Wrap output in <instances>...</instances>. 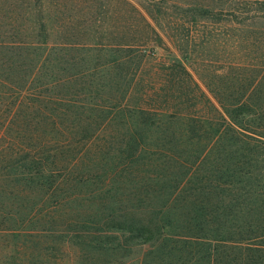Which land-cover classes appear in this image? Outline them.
<instances>
[{
    "label": "rangeland",
    "instance_id": "obj_1",
    "mask_svg": "<svg viewBox=\"0 0 264 264\" xmlns=\"http://www.w3.org/2000/svg\"><path fill=\"white\" fill-rule=\"evenodd\" d=\"M231 2L61 0V15L70 10L73 41L80 45L72 69L61 61L54 75L60 80L53 92L57 100L45 90L38 97L35 89L7 83L4 89L0 82V264H165L158 231L153 242L141 247L147 236L134 239L124 223H152L155 207L167 205L165 224L174 225L163 230L168 249L183 235L185 217L180 212L175 219L173 209L179 213L185 204L178 197L186 195L177 192L168 202L165 179L180 175L187 177L184 185L193 182L185 189L189 203L195 201L188 199L190 190L209 169L222 174L228 168L230 174L250 170L248 142L243 137L238 144L228 141L235 125L219 102L228 98L231 106L234 96H264V21L238 28ZM176 6L192 7L201 16L194 22ZM201 7L213 15L202 18ZM144 17L155 32L144 33ZM145 37L147 43L137 48L142 53L118 49ZM100 41H114L118 49L104 53L100 63L116 64L83 75L80 59L100 54L82 47ZM68 75H73L69 82ZM11 81L25 85L22 77ZM115 99L113 105L120 103L132 118L107 117L106 107ZM140 110L150 112L153 128L150 115L139 116ZM137 142L144 147L138 152ZM163 142L168 152L162 153ZM35 159L46 173L23 179L24 167ZM257 165L264 167L260 160ZM223 189L219 200L203 203L215 208L236 204L245 212L252 206L245 194L250 188L241 190L234 183ZM245 219L241 216L238 223ZM208 235L213 237L212 230Z\"/></svg>",
    "mask_w": 264,
    "mask_h": 264
},
{
    "label": "trees",
    "instance_id": "obj_2",
    "mask_svg": "<svg viewBox=\"0 0 264 264\" xmlns=\"http://www.w3.org/2000/svg\"><path fill=\"white\" fill-rule=\"evenodd\" d=\"M65 3V0H62ZM61 0H0V82H3L4 89L7 83L9 88L17 87L20 90H36L38 97H42L41 92L49 93L52 98L57 100L55 95L56 88L59 87L60 80L54 77L59 72V65L64 61L72 69L75 65V57L73 52L77 50L73 40L75 33L73 23L70 17V10L65 15H61L62 8L65 5ZM232 16L235 18V23L238 28H247L259 21H264V0H232ZM133 8V7H132ZM183 15H190L197 22L198 12L192 7L176 6ZM133 9H136L135 7ZM202 18L212 16L214 11L208 7H201ZM150 18H152L150 16ZM144 33L149 34V31L155 32V28L147 18L144 17ZM147 37L139 39L136 42L122 43L118 49L127 50V53L132 50H138L142 53L138 46L147 43ZM83 45V44H82ZM116 45L114 41H107L96 44H91L90 47H82L86 51L97 52L100 54L98 59H80L82 65L86 67L83 70V75L86 72L99 71L100 68L112 67L116 64L115 60L100 63L102 56L115 53ZM107 52V53H106ZM106 55H105V54ZM45 72V74H44ZM79 73V74H82ZM77 77H81L79 75ZM22 77L24 86H18L12 83L11 77ZM73 78V75H68L67 82ZM32 81H35L32 84ZM128 82V81H127ZM127 85V84H126ZM131 84H128L130 86ZM30 86V87H28ZM90 89V88H87ZM127 92L120 96L123 101L126 100ZM232 97V105L227 106L228 98H222L219 102L224 112L231 118L233 124V133L230 131L228 141L230 143H240L241 137L247 140V151L249 168L247 172L240 170L239 173L230 174L231 169L228 168L223 174L215 170H208V173L202 174L204 177L202 182L195 188L190 190L188 199L191 196L195 197V201L186 202L187 195L185 189L193 182L189 181L184 185L186 176L180 179V175L176 178H171L167 182V190L169 196L167 201L170 202L173 198H177V192L182 191L186 195L183 199L181 196L178 199L185 205L179 209H173L175 219L180 212L185 217V222L180 230H183V235L174 240L168 249L163 243L166 241V228H173L174 225L165 224L167 212L163 205L156 206V218L152 223H144L142 220L132 221L131 224L124 223L126 231L133 238L147 236L138 243V246L154 241L153 237L158 231V236H161V241L157 239L159 249L164 252L165 258L168 260L165 264H264V167L257 165L260 160L264 163V96L254 94L253 96L245 97L238 95ZM49 98V100H53ZM72 99H64L66 103H70ZM38 102V101H37ZM116 99L111 101V105L106 107L107 117H117L122 114L126 120L128 117L124 110H121L120 103ZM33 106V103H29ZM70 106H67L68 110ZM104 111V108L102 109ZM38 113V110H34ZM134 115V114H133ZM139 116L150 115L148 118L149 127H154L155 120L148 110L138 111ZM177 114L171 118L176 120L179 118ZM135 120V115H134ZM31 121L28 118L27 125ZM215 135V133H214ZM155 148V147H154ZM162 153L168 152L167 143H160ZM144 149L142 143L137 142L136 151ZM243 157V156H242ZM238 157L237 160L242 158ZM36 162H30L24 167V178H30L37 175V178H42L46 173L43 166L37 159ZM239 165L240 162H238ZM17 172L22 169L16 167ZM207 171V170H205ZM29 174V175H28ZM180 179V180H179ZM31 180V179H30ZM227 180V181H226ZM237 183L239 189L242 186L250 188V191L245 193L250 195L249 199L251 207L248 211L238 210L239 205H231L220 208H215V204H204L203 201L210 202L219 200L222 194L226 193L223 188ZM37 185L43 187L44 182L39 181ZM195 192V193H193ZM222 193V194H221ZM229 196V194H228ZM154 208V209H155ZM153 209V210H154ZM246 217V221L239 224L240 217ZM155 229H154V228ZM238 230L234 235V231ZM161 230L163 231L161 233ZM209 230H212L213 237L208 235ZM237 236L238 238H236ZM158 238V237H157ZM186 241V242H185ZM185 243V244H183ZM133 245V244H132ZM200 251H204L200 253Z\"/></svg>",
    "mask_w": 264,
    "mask_h": 264
}]
</instances>
